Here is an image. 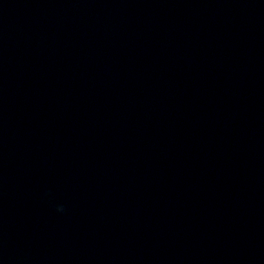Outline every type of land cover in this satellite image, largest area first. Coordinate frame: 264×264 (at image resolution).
<instances>
[{"label": "water", "instance_id": "obj_1", "mask_svg": "<svg viewBox=\"0 0 264 264\" xmlns=\"http://www.w3.org/2000/svg\"><path fill=\"white\" fill-rule=\"evenodd\" d=\"M229 100L264 214V0H210Z\"/></svg>", "mask_w": 264, "mask_h": 264}, {"label": "clouds", "instance_id": "obj_2", "mask_svg": "<svg viewBox=\"0 0 264 264\" xmlns=\"http://www.w3.org/2000/svg\"><path fill=\"white\" fill-rule=\"evenodd\" d=\"M57 211L63 212V211H64V209H63V207H62V206H60V207H58V208H57Z\"/></svg>", "mask_w": 264, "mask_h": 264}]
</instances>
